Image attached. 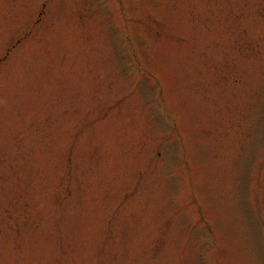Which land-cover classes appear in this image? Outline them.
I'll return each instance as SVG.
<instances>
[{
  "label": "rangeland",
  "instance_id": "1",
  "mask_svg": "<svg viewBox=\"0 0 264 264\" xmlns=\"http://www.w3.org/2000/svg\"><path fill=\"white\" fill-rule=\"evenodd\" d=\"M0 264H264V0H0Z\"/></svg>",
  "mask_w": 264,
  "mask_h": 264
}]
</instances>
